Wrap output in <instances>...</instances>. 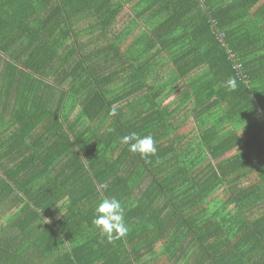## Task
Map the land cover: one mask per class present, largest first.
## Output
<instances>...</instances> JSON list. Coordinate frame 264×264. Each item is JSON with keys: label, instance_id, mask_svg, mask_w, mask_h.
<instances>
[{"label": "trees", "instance_id": "obj_1", "mask_svg": "<svg viewBox=\"0 0 264 264\" xmlns=\"http://www.w3.org/2000/svg\"><path fill=\"white\" fill-rule=\"evenodd\" d=\"M0 264H264V0H0Z\"/></svg>", "mask_w": 264, "mask_h": 264}, {"label": "clouds", "instance_id": "obj_2", "mask_svg": "<svg viewBox=\"0 0 264 264\" xmlns=\"http://www.w3.org/2000/svg\"><path fill=\"white\" fill-rule=\"evenodd\" d=\"M229 90L237 88L234 77H230L225 85ZM114 114V112H113ZM111 131V129H109ZM122 142L129 146V151L141 156L155 154V141L151 136H140L133 132L125 135ZM107 188V185H104ZM93 225L99 230L101 237L109 243L126 236L128 227L125 222L121 202L115 197L104 198L96 204L94 209Z\"/></svg>", "mask_w": 264, "mask_h": 264}]
</instances>
